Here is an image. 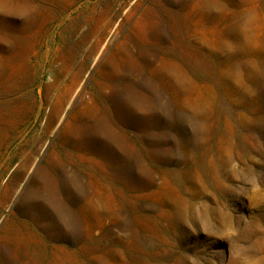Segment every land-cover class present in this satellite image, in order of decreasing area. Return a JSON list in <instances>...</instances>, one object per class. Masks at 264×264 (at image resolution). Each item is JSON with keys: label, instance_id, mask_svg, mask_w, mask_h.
<instances>
[{"label": "rangeland", "instance_id": "obj_1", "mask_svg": "<svg viewBox=\"0 0 264 264\" xmlns=\"http://www.w3.org/2000/svg\"><path fill=\"white\" fill-rule=\"evenodd\" d=\"M8 221L16 264H264V0H0Z\"/></svg>", "mask_w": 264, "mask_h": 264}, {"label": "crops", "instance_id": "obj_2", "mask_svg": "<svg viewBox=\"0 0 264 264\" xmlns=\"http://www.w3.org/2000/svg\"><path fill=\"white\" fill-rule=\"evenodd\" d=\"M23 231V225L16 221H8L4 224L0 238L2 242V244H0V259L2 262L6 264H16V262H20V260L23 261L27 259L28 261L32 256H35L30 246L26 248L27 258L16 250L17 245H22L23 243L31 244L33 235L29 233L24 234ZM1 249L4 250L1 251Z\"/></svg>", "mask_w": 264, "mask_h": 264}]
</instances>
